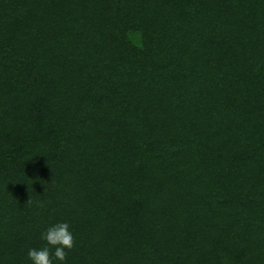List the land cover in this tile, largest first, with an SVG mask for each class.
Returning <instances> with one entry per match:
<instances>
[{
  "label": "trees",
  "instance_id": "trees-1",
  "mask_svg": "<svg viewBox=\"0 0 264 264\" xmlns=\"http://www.w3.org/2000/svg\"><path fill=\"white\" fill-rule=\"evenodd\" d=\"M264 264V0H0V264Z\"/></svg>",
  "mask_w": 264,
  "mask_h": 264
},
{
  "label": "clouds",
  "instance_id": "clouds-1",
  "mask_svg": "<svg viewBox=\"0 0 264 264\" xmlns=\"http://www.w3.org/2000/svg\"><path fill=\"white\" fill-rule=\"evenodd\" d=\"M41 239L46 245L40 249L30 248L28 258L32 264H55V261L64 262L67 258V250L75 246V238L67 222L57 223L45 230Z\"/></svg>",
  "mask_w": 264,
  "mask_h": 264
}]
</instances>
